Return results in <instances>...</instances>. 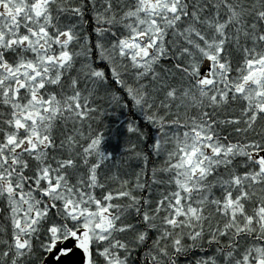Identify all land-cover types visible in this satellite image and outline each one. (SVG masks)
<instances>
[{"label": "snow or ice", "instance_id": "snow-or-ice-1", "mask_svg": "<svg viewBox=\"0 0 264 264\" xmlns=\"http://www.w3.org/2000/svg\"><path fill=\"white\" fill-rule=\"evenodd\" d=\"M0 264H264V0H0Z\"/></svg>", "mask_w": 264, "mask_h": 264}]
</instances>
